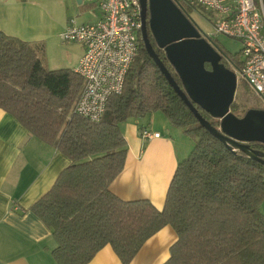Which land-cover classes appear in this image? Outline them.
I'll return each mask as SVG.
<instances>
[{
  "label": "trees",
  "instance_id": "16d2710c",
  "mask_svg": "<svg viewBox=\"0 0 264 264\" xmlns=\"http://www.w3.org/2000/svg\"><path fill=\"white\" fill-rule=\"evenodd\" d=\"M148 37L182 86L149 30ZM141 41L121 93L108 98L99 121H90L73 109L83 78L70 68H45L42 47L0 30V108L71 161L29 207L56 240L54 261L86 264L109 244L120 264H130L142 245L169 225L177 240L163 264H264V165L230 150L199 125ZM213 42L227 55L223 64L242 69V61ZM196 108L219 127V118ZM154 111H162L194 142L175 167L160 210L147 199L123 200L109 189L127 154L119 124ZM230 111L241 116V105L232 101ZM250 146L264 152L263 143Z\"/></svg>",
  "mask_w": 264,
  "mask_h": 264
},
{
  "label": "crops",
  "instance_id": "0c3cea01",
  "mask_svg": "<svg viewBox=\"0 0 264 264\" xmlns=\"http://www.w3.org/2000/svg\"><path fill=\"white\" fill-rule=\"evenodd\" d=\"M98 1L0 0V30L42 47L39 54L45 68L72 66L73 70L83 54L79 43H73L77 55L69 65L65 61L48 62L45 53L65 47L60 32L71 17L80 23L97 20L101 15ZM241 83L242 89H249ZM157 112L130 117L119 124L127 154L122 172L110 182L109 189L123 200L147 199L160 210L175 167L190 151L178 153L168 135L169 129L176 128L162 114L158 117L162 123L156 126L153 117ZM142 130L157 132L158 136L144 138ZM70 163L56 148L30 135L14 116L0 108V264H57L52 255L56 240L29 207ZM176 240L174 229L164 226L142 245L130 264H163ZM86 264H120V260L107 244Z\"/></svg>",
  "mask_w": 264,
  "mask_h": 264
},
{
  "label": "built area",
  "instance_id": "2783aa9c",
  "mask_svg": "<svg viewBox=\"0 0 264 264\" xmlns=\"http://www.w3.org/2000/svg\"><path fill=\"white\" fill-rule=\"evenodd\" d=\"M185 10L204 8L214 14V34L241 43L242 69L234 66L237 82L243 81L264 104V6L262 0H179ZM139 0H99L100 17L92 22H68L60 37L83 47L73 69L83 78L75 113L99 121L108 98L121 93L141 39ZM209 37V36H208ZM210 38V37H209ZM144 138L157 132L142 130Z\"/></svg>",
  "mask_w": 264,
  "mask_h": 264
},
{
  "label": "water",
  "instance_id": "95a60500",
  "mask_svg": "<svg viewBox=\"0 0 264 264\" xmlns=\"http://www.w3.org/2000/svg\"><path fill=\"white\" fill-rule=\"evenodd\" d=\"M80 2V0H77ZM141 5V39L156 67L180 97L200 126L230 150H239L264 165V152L250 146L264 144V109L248 108L237 116L230 111L234 100L237 76L222 58L227 55L198 27L186 10L175 0H139ZM148 30L173 67L180 86L161 62L151 43ZM208 64L210 68H206ZM219 118L213 126L196 106Z\"/></svg>",
  "mask_w": 264,
  "mask_h": 264
},
{
  "label": "rangeland",
  "instance_id": "374dc122",
  "mask_svg": "<svg viewBox=\"0 0 264 264\" xmlns=\"http://www.w3.org/2000/svg\"><path fill=\"white\" fill-rule=\"evenodd\" d=\"M188 15L196 22V24L198 25V27H200V29L207 35L209 36L211 40H215L218 45L220 47L223 48V50L228 53L229 55L233 56V58L235 60L238 61H242V56L241 53L239 51V49H241V43L240 41L230 38L226 35H216L214 34V28H213V19H214V14L211 13V11L206 10L204 8H199L198 10L194 9L191 10ZM60 40L62 41L63 45L65 47H56L53 48L51 51H47L45 53V60L46 61H61L63 63V61H65L64 63H67L68 65L71 63V61H73V57L77 55V47L73 46V43L75 42H65L63 41L61 38ZM78 64V63H77ZM77 64L74 66V68L77 66ZM70 69H72V66H68ZM242 83L237 82V87L236 89H238V91L235 93V100H233L234 102L238 103L241 105V113L240 115H243L242 113H244L248 108H260V109H264V104L262 101H260V99L258 98L257 95H255L253 92H251L250 89H242ZM236 91V90H235ZM162 111H158L153 119H154V124L156 126L161 125L162 123V119L158 118L160 115H163V118H167L165 117V115L163 114ZM161 115V116H162ZM152 119V120H153ZM171 125V124H170ZM173 127V125H171ZM171 127V128H172ZM176 128L174 131L170 130L168 131V135H170L173 140L174 143L176 145V149L178 151V153H183V151L185 149H187V151H191L194 142H192V138L187 135L186 133H184L181 129H179L178 127ZM178 130V131H176ZM264 202V201H263ZM261 202V208L264 211V204Z\"/></svg>",
  "mask_w": 264,
  "mask_h": 264
},
{
  "label": "flooded vegetation",
  "instance_id": "af4514ba",
  "mask_svg": "<svg viewBox=\"0 0 264 264\" xmlns=\"http://www.w3.org/2000/svg\"><path fill=\"white\" fill-rule=\"evenodd\" d=\"M227 67H230V65H228Z\"/></svg>",
  "mask_w": 264,
  "mask_h": 264
}]
</instances>
